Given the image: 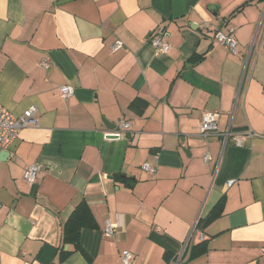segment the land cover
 I'll return each mask as SVG.
<instances>
[{
	"label": "crops",
	"instance_id": "obj_1",
	"mask_svg": "<svg viewBox=\"0 0 264 264\" xmlns=\"http://www.w3.org/2000/svg\"><path fill=\"white\" fill-rule=\"evenodd\" d=\"M0 103L39 121L0 158V264H264V0H0ZM214 111L226 143L199 133ZM83 200L96 227L64 244Z\"/></svg>",
	"mask_w": 264,
	"mask_h": 264
},
{
	"label": "built area",
	"instance_id": "obj_2",
	"mask_svg": "<svg viewBox=\"0 0 264 264\" xmlns=\"http://www.w3.org/2000/svg\"><path fill=\"white\" fill-rule=\"evenodd\" d=\"M216 39L227 48H229L232 52L236 53L237 48V39L232 32H224L218 31L216 33ZM152 44L156 47L159 53H166L171 49V44L164 40L162 36L154 35L151 37ZM122 46V42H117L114 44V49H118ZM43 64L46 68H50L51 64L49 62L44 61ZM75 90L71 85H62L60 87V94L63 99H68L73 96ZM38 112L37 105H31L22 115H15L6 107H4L0 103V151L8 149L11 144L19 137L21 131L24 128L30 126H37L39 121L36 116ZM221 118L220 111L214 112H205L202 115V121L199 127V133L203 137H208L211 135H221L225 143L228 141L229 137L233 134L231 132V128L229 127L227 130L222 131L220 129L219 121ZM130 124L128 122L122 121L120 123V127L122 130L128 128ZM259 134L252 128H249L247 131L234 134V140L236 145H243L245 140L249 138H254ZM211 159V155L209 153L204 155V160L208 162ZM143 169L151 175L157 173V167L152 165L151 163H144L142 165ZM42 165L40 164H31L26 167L24 173V179L28 182H34L37 179L38 173L42 169ZM234 180L229 181V185H231ZM121 222L111 223L108 222L105 226V233L107 235H113L117 228L121 226ZM183 255V252L181 256ZM135 255L130 250H124L121 253V262L122 264H134ZM180 260V259H179ZM179 264V261L176 262Z\"/></svg>",
	"mask_w": 264,
	"mask_h": 264
},
{
	"label": "trees",
	"instance_id": "obj_3",
	"mask_svg": "<svg viewBox=\"0 0 264 264\" xmlns=\"http://www.w3.org/2000/svg\"><path fill=\"white\" fill-rule=\"evenodd\" d=\"M202 58L203 57H193V61L197 62ZM124 180L127 181V179ZM224 205L225 201L224 199H221L210 212V214L205 218V220H203V224H208L218 218L222 214ZM86 227L94 228L96 227V222L88 204L85 200H83L76 206V208L73 210V212L63 225L62 238L64 244H74L75 246L79 247L81 231ZM207 245L208 240H203L194 245L192 248L191 256L205 252L207 250ZM68 254L69 252H63V258Z\"/></svg>",
	"mask_w": 264,
	"mask_h": 264
},
{
	"label": "water",
	"instance_id": "obj_4",
	"mask_svg": "<svg viewBox=\"0 0 264 264\" xmlns=\"http://www.w3.org/2000/svg\"><path fill=\"white\" fill-rule=\"evenodd\" d=\"M6 152H8V151L7 150H1L0 151V158H2L6 154Z\"/></svg>",
	"mask_w": 264,
	"mask_h": 264
}]
</instances>
